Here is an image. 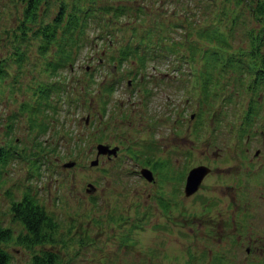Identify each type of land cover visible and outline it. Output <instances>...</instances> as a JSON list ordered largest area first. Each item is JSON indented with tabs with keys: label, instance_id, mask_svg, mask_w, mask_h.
Instances as JSON below:
<instances>
[{
	"label": "rangeland",
	"instance_id": "1",
	"mask_svg": "<svg viewBox=\"0 0 264 264\" xmlns=\"http://www.w3.org/2000/svg\"><path fill=\"white\" fill-rule=\"evenodd\" d=\"M26 1L0 0V150L13 154L2 164L0 160V226L9 228L12 236L1 244L8 264H29L42 249L56 252L60 264H264V138L259 135L261 130L264 137V87H251L259 85L255 68L264 64V58L258 63L264 41L260 44L256 37L264 23L255 22L247 8L237 9L243 33L234 34V45L245 44V64L253 69L247 68L246 89L231 102L225 103L224 97L238 80L236 71L218 75L216 95L209 89L204 96V80L198 77L196 100L185 89L188 78L184 81L182 71H167L169 62L161 55L165 50L158 48V59L146 61L142 68L129 62L118 68L109 61L99 68L97 58L110 55V50L96 38L91 39L94 49H89V33L74 66L62 71L67 77L61 93L39 98L40 111L33 114L39 86L55 78L44 66L54 48L40 57L39 40L23 42L13 36L19 33ZM65 1L71 12L77 1ZM47 2H40L38 13L46 11L45 22H50L60 0ZM193 17V29L203 28L201 16ZM178 35L173 26L168 39L161 40L167 44ZM17 45L26 57L19 67ZM194 59L196 73L206 71L201 53ZM224 77L230 79L227 88ZM103 80L104 89L99 86ZM249 98L260 113L245 118ZM172 125L174 133L167 134ZM205 141H211L207 149ZM98 143L117 145L120 151L109 158L99 154L91 164ZM68 161L74 163L66 166ZM130 162L151 168L156 181L147 183ZM197 163L211 171L196 193L181 195L180 183ZM259 165L260 176L246 174ZM89 183L92 189H86ZM26 192L55 222L53 243L31 247L19 242L17 237L26 230L10 205ZM159 194L169 202L163 211ZM167 216L170 225H165ZM221 221L219 229L216 223Z\"/></svg>",
	"mask_w": 264,
	"mask_h": 264
},
{
	"label": "trees",
	"instance_id": "2",
	"mask_svg": "<svg viewBox=\"0 0 264 264\" xmlns=\"http://www.w3.org/2000/svg\"><path fill=\"white\" fill-rule=\"evenodd\" d=\"M41 1H26L19 33L13 35L23 42H27L30 37L39 40L37 53L40 57H44L54 48L52 59L44 66L49 69V77L55 78L48 84L39 86L41 88L36 92L38 101L34 108H31L33 114L40 111L39 104L42 100L39 98L48 100L54 93H61L67 77L62 74L63 69L74 66L77 53L84 45L89 43L92 45L89 49H94V40H91L93 38L105 43L106 48L110 50V55L102 56L103 66L109 61L120 68L129 62L142 68L146 61L158 59V48L165 50L161 55L171 62L174 70H179L183 64L188 66V78L196 87L197 78H203L201 91L204 96L209 89L210 93L213 90L216 95V86L220 84L217 80L219 74L230 76L236 71L238 80L224 97L225 103L231 102L232 96L245 91L248 79V74L245 73L248 67L244 60L246 46L241 44L242 41L234 45V34L243 33V27L240 25L241 14L237 13V9L247 8L255 22L264 23V0H220V6L217 5V0H76L71 12H68L69 2L60 0L59 8L50 22H45L46 11L44 14L38 13ZM195 15L201 16L199 26L203 28L193 29ZM173 26L179 29L178 40L170 39V43L163 44L161 39H168L169 29ZM259 32L256 37H259L261 44L264 41V29ZM89 33L93 36L88 41L86 38ZM197 39L202 41L200 45L196 44ZM18 47L17 45L15 57L19 67L26 57L25 51L20 52L22 49ZM198 53H201L207 62L208 70L196 73L194 55ZM97 63L100 68L102 64L98 61ZM202 70H205L204 67ZM128 74L127 72L126 75ZM223 79L224 88H227L230 79ZM113 84L114 81L111 82V85ZM99 86L105 88L104 80ZM251 102L249 99L247 104L253 105ZM246 111L248 115L256 113L252 106H248ZM12 155L9 150L2 148L1 164ZM10 207L13 217L17 218L26 230L23 237H17L20 243L31 247L53 243L51 232L56 227L55 222L38 205L33 195L26 192L20 200L12 201ZM11 238L10 229L0 226V264H8L7 254L2 250L1 244L11 241ZM30 259L29 264L61 263L56 252L46 249L33 254Z\"/></svg>",
	"mask_w": 264,
	"mask_h": 264
},
{
	"label": "flooded vegetation",
	"instance_id": "3",
	"mask_svg": "<svg viewBox=\"0 0 264 264\" xmlns=\"http://www.w3.org/2000/svg\"><path fill=\"white\" fill-rule=\"evenodd\" d=\"M258 51L259 52H262L261 51V49L259 48L258 49ZM260 59H259V61H258V63L260 62H263V58H264V56H263V52L262 53H260ZM249 69H253L252 67H250V66H247ZM255 77H256V79L257 78H259L260 79V81L258 82V84L259 85H256V84H253V83H251V87H253V88H255L256 86H259V87H264V64L262 65V67L260 68H255ZM257 81V80H256ZM261 84V85H260ZM119 104H121V102L119 103ZM248 106H253V105H247V107ZM256 107V106H255ZM257 108H260V106H259V104L257 105ZM251 116H256V113H254V114H250ZM173 117V116H172ZM247 127V125L246 124H244L243 125V128L245 129ZM152 129H153V127H151L150 129H149V132H151L152 131ZM174 129H175V127L172 125V126H170V127H167V134H172V133H174ZM242 131V130H241ZM260 131V137L263 139L264 137H263V131H261V130H259ZM236 132H238V134L240 133V130H236ZM243 132V131H242ZM249 132V131H248ZM237 134V135H238ZM249 139V133H247V137H246V140H248ZM232 141V140H231ZM151 142H149V143H147V144H150ZM146 144V145H147ZM114 146H116L117 148H118V146L117 145H110V149L111 148H114L115 149V152H111V156H117V153H119V151H120V149L119 150H117V148H115ZM211 146V141H208L207 142V146H205L204 147V149H207V148H209ZM147 147H150L149 145H147ZM229 151V148H226V150H225V152L227 153ZM126 157H128V156H126ZM198 164V163H197ZM196 165V164H195ZM195 165H192V167H195ZM136 169H138V171H139V174H140V171L142 170V169H146V170H148L151 174H149V176L148 177H143L141 174H140V176H142L141 178L142 179H145L146 181H147V183H153V181L155 182L156 181V179L153 177V171H152V169L151 168H149L148 166H142V167H139L138 168V164H134L133 165ZM185 166H186V164H185ZM186 167H188V166H186ZM191 167V168H192ZM209 167V166H208ZM132 168V167H131ZM210 168V167H209ZM190 169V168H189ZM263 169H264V167H263ZM133 171H135V169H133ZM210 171H211V168H210ZM209 171V172H210ZM262 171V166L261 165H259L258 167H256L255 169H252V168H249L247 171H246V174H256L257 176H260V172ZM207 174V173H206ZM181 174H180V172L176 175V177H177V179L178 180H180L181 179ZM206 178V175H204V177L200 180V182H199V184L197 185L198 186V188L196 189V191L198 190V189H200V184L202 183V181L204 180ZM157 185H159V184H157ZM184 181H181V183H180V186H179V188H180V190H179V192H180V194L182 195V194H184ZM195 191V192H196ZM194 192V193H195ZM159 192H157L156 191V189L154 190V195H157ZM160 195V194H159ZM160 197L162 198V199H164L163 200V202L161 203V208H160V210H164L165 208H166V206L167 205H169V202H168V200L166 199V198H164V197H162V195H160ZM179 201L178 200H176V201H173V202H171V206H176V204L178 203ZM205 203H207V205H209L210 203H211V201L208 199H206L205 200ZM230 205L232 206V207H234L235 206V202L233 201V202H231L230 203ZM149 207V206H148ZM147 213H148V211H147ZM146 213V214H147ZM165 220L168 222V223H164L165 225H170V220H169V217L167 216V217H165ZM230 222H232V223H235V220L234 219H232ZM221 223L222 224H224L222 221L221 222H219V223H216V224H218L217 225V228H221ZM157 224H159V222H157ZM226 224H227V226L229 227V225H228V222H226ZM250 253H251V251H250V249H248V248H246V255L247 256H249L250 255Z\"/></svg>",
	"mask_w": 264,
	"mask_h": 264
},
{
	"label": "water",
	"instance_id": "4",
	"mask_svg": "<svg viewBox=\"0 0 264 264\" xmlns=\"http://www.w3.org/2000/svg\"><path fill=\"white\" fill-rule=\"evenodd\" d=\"M97 149V155L99 154H106L109 156V154H111V152H115L114 148L108 147L105 144H101L98 143V145L96 146ZM97 159L92 160L90 163L91 164H96L97 163ZM74 162L73 161H68L65 165H72ZM209 170V168L206 166H198L195 167V169H192L189 174L187 175V181H186V193L189 194L191 192H193L194 190H196L197 185L199 184L201 178L203 177V175ZM143 174L145 175V177H148L150 172L147 170H142ZM150 177V176H149ZM89 189H92V185L89 183Z\"/></svg>",
	"mask_w": 264,
	"mask_h": 264
}]
</instances>
